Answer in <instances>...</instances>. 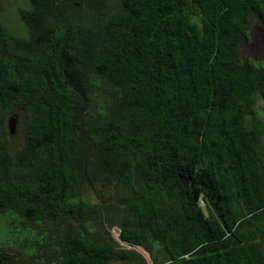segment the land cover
I'll return each mask as SVG.
<instances>
[{"label":"trees","instance_id":"1","mask_svg":"<svg viewBox=\"0 0 264 264\" xmlns=\"http://www.w3.org/2000/svg\"><path fill=\"white\" fill-rule=\"evenodd\" d=\"M27 3L23 36L0 21V264H264L239 55L264 0Z\"/></svg>","mask_w":264,"mask_h":264},{"label":"rangeland","instance_id":"2","mask_svg":"<svg viewBox=\"0 0 264 264\" xmlns=\"http://www.w3.org/2000/svg\"><path fill=\"white\" fill-rule=\"evenodd\" d=\"M28 6L27 0H0V21L15 36H23L25 30L19 18V11ZM239 55L264 64V30L262 26L252 19L249 26V41L243 43L239 49ZM22 132L19 126L14 127L10 140L19 143ZM2 221H0V234H3Z\"/></svg>","mask_w":264,"mask_h":264}]
</instances>
